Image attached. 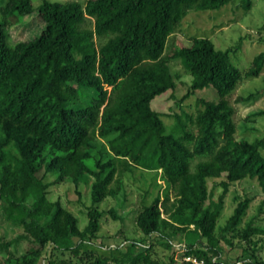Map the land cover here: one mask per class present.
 I'll return each instance as SVG.
<instances>
[{"label":"trees","instance_id":"obj_1","mask_svg":"<svg viewBox=\"0 0 264 264\" xmlns=\"http://www.w3.org/2000/svg\"><path fill=\"white\" fill-rule=\"evenodd\" d=\"M230 1L88 0L83 5L43 0L44 30L16 44L9 41L7 21L0 20V201L7 220L38 244L7 256L4 264H77L74 258L102 225L104 211L96 204L116 195L110 183L119 161L131 170H162L177 189L169 217L163 216L160 194L138 212L136 223L144 234H184V253L209 264H240L220 261L222 242L234 246L239 240L247 245L243 261L264 264L259 255L264 226L255 218L244 224L252 198L241 199L217 233L233 183L250 178L264 190V137L235 135L229 101L245 77L262 73L264 51L246 72L232 63V48L217 49L207 37H194L191 45L181 43L173 54H164L187 10ZM3 8L7 16L35 11L33 0H7ZM88 16L95 18L94 31L82 28ZM95 34L111 36L98 47ZM174 59H181L193 77L188 95L214 87L218 99L200 98L195 119L178 115L169 130L151 102L177 88ZM196 157L204 159L193 169ZM66 178L92 183L95 205L84 229L61 200L49 197L50 186ZM218 187L223 188L219 196ZM110 213L119 218L115 208ZM0 246L8 249L10 243ZM151 249L134 241L125 258L91 264H141V257L154 264ZM170 257L178 264L175 253Z\"/></svg>","mask_w":264,"mask_h":264},{"label":"rangeland","instance_id":"obj_2","mask_svg":"<svg viewBox=\"0 0 264 264\" xmlns=\"http://www.w3.org/2000/svg\"><path fill=\"white\" fill-rule=\"evenodd\" d=\"M51 1H75L85 5L88 0ZM6 2L7 0H0V20L7 21L11 44L31 40L41 34L46 26L39 14L43 0H33L35 11L24 16L5 15L3 7ZM82 28L94 31L95 18L88 16ZM110 36L95 34L97 46L99 47ZM194 37L210 38L217 49L232 48L230 55L232 63L242 71L250 70L254 66L255 57L264 51V0H231L222 7L187 10L176 32L169 37L164 54H173L181 43L191 45ZM171 66L177 88L156 96L151 102L152 108L161 113L169 130L175 126L178 115L190 114L192 119H195L200 98L218 99V92L214 87L198 89L188 95L193 77L186 71L181 59L172 60ZM229 101L234 108L235 135L249 140L264 137V113H262L264 112V70L258 76L245 77L229 95ZM189 129L194 132L196 126L191 124ZM203 159L196 157L192 162V168L195 169L196 164ZM48 179L54 181L56 176H50ZM110 187L116 190V195L109 196L96 204L104 211L101 228L97 235L85 244V251L77 255L74 261L77 264H91L98 258H125L128 252H131L134 241H139L140 246H152L150 256L154 264H171L170 256L174 253L178 256L184 234L173 233L172 238L162 237L156 233L149 236L144 234L136 223L138 212L144 205L150 204L158 194L162 197L160 205L163 216L169 217L174 210L177 189L167 181L163 171H149L137 166L131 170L125 161H119ZM222 193L223 188L218 187L216 195ZM49 197L52 201L61 200L66 208L76 214L81 229L87 226L88 211L95 205L91 182L76 184L70 178H66L50 186ZM246 197L252 198L253 201L244 218V224L255 218L256 223L264 226V190L258 181L248 178L230 186L225 198V208L218 222L217 233L226 225L238 202ZM112 208L116 209L119 218L113 217L110 213ZM169 241H172L171 247L167 246ZM0 242L10 243L8 249L0 246V264H4L9 255L17 256L38 246L26 235L22 227L7 220L2 201H0ZM234 243V246H230L225 241L222 242L223 255L220 261L253 264L252 261H243L244 248L247 245L239 240ZM138 248L136 247V251ZM259 255L264 257V248L259 250ZM139 263L147 264L142 257Z\"/></svg>","mask_w":264,"mask_h":264},{"label":"built area","instance_id":"obj_3","mask_svg":"<svg viewBox=\"0 0 264 264\" xmlns=\"http://www.w3.org/2000/svg\"><path fill=\"white\" fill-rule=\"evenodd\" d=\"M185 246L180 244V249L178 250V256L176 260L178 264H209L204 258H199L195 255L185 254Z\"/></svg>","mask_w":264,"mask_h":264}]
</instances>
